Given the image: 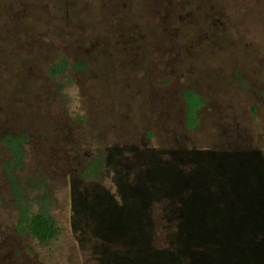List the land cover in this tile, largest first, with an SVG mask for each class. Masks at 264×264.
<instances>
[{
    "label": "rangeland",
    "instance_id": "374dc122",
    "mask_svg": "<svg viewBox=\"0 0 264 264\" xmlns=\"http://www.w3.org/2000/svg\"><path fill=\"white\" fill-rule=\"evenodd\" d=\"M62 58L82 59L88 68L70 67L69 78H54L49 68ZM73 84L81 108L70 114L76 98L61 89ZM184 89L205 99L193 129L187 127ZM21 133L29 141L20 175L26 186L47 182L63 227L52 244L37 242L19 226L22 212L4 169L11 156L3 137ZM112 149L125 184L160 173L149 185L151 208L138 211L145 222L154 220L144 225L151 251L173 247L181 253L172 241L184 230L169 204L181 198L174 187L183 197L198 190L212 197L218 181L226 182L222 199L232 213L239 212V196L264 198V0H0V264L131 259L133 244L114 232L106 239L109 233L98 229L90 209L76 211L73 202L75 192L92 201L117 191L106 162L99 179L82 176L92 159L107 160ZM222 163L229 176L220 171L213 178ZM258 179L263 191L254 189ZM74 217L81 219L76 230ZM243 228L262 244L264 233ZM217 241L229 256L240 253L231 264H241L246 237ZM186 246L182 264H211L205 243Z\"/></svg>",
    "mask_w": 264,
    "mask_h": 264
},
{
    "label": "trees",
    "instance_id": "16d2710c",
    "mask_svg": "<svg viewBox=\"0 0 264 264\" xmlns=\"http://www.w3.org/2000/svg\"><path fill=\"white\" fill-rule=\"evenodd\" d=\"M70 67L77 71L86 70L88 63L82 59L70 61L62 58L50 66L49 73L54 78H58L61 75L69 78ZM182 98L186 106L187 127L193 129L199 122L198 110L204 105L205 99L202 95L191 89H184L182 91ZM3 140L11 156L5 161L4 169L11 191L16 197L22 212L19 223V226L22 227L21 232L27 233L29 231L31 236L41 244H52L59 240L63 234V227L53 213L52 204L46 195L48 193L46 188L48 184L44 180H38L34 184L26 186V182L20 175V171L24 167L25 144L29 141V136L27 133L17 135L7 134L3 137ZM113 154L112 149L107 153V160H104L100 156L92 159L83 170L82 176L85 178L91 177L94 180L99 179L103 165L106 162L108 163V168L114 171L113 178L117 191L110 194L108 198L97 197L95 195L92 201H88L85 197L79 196L75 192L73 202L76 211L79 207L90 209L91 215H93L97 224L95 225L99 227L98 229H102L104 233H109L106 239L110 238L114 232L116 237H122L124 240L126 238L128 243L133 244L129 254V258L131 259L127 257L129 260L125 261L126 264H166L168 261L170 264H182L183 261H180V256L184 253L182 248L186 246V242L198 246L205 243L209 247L208 249L211 248L207 253L210 257L206 253L204 255V257L212 260L211 264H231L234 257L240 253L229 256L228 253L230 252L227 251L228 249H224L225 245L215 244L217 240V242H225L226 238L230 236L236 239L246 237L247 242L249 241L247 248L242 251L245 254L242 255L238 262L241 264H262L264 262L262 260L264 259V246H261L264 245V241L262 244L260 242L256 244L257 241L255 242L251 238L250 232L249 234L245 233L243 228L249 226L256 231L257 235L264 233V198L262 196L260 198L256 197V199L252 196L249 197V195L239 196L237 197V202L240 205L238 208L239 212H235L236 214L232 213L231 208H229L232 204L227 200L224 202L222 199V195L229 192L225 187L227 183L221 181H218L220 190L217 193L215 192L212 197L203 196L199 190L197 192L185 191L183 197L181 187H174L173 194L177 193L181 198L169 204L175 206L176 212L173 211L172 213L177 216L178 222L176 224L184 227V230L182 229L179 233L176 232V237L172 241L179 242L181 246L179 252L181 253H176L173 247H170L164 253L151 251L148 244L152 241V235L148 238V241H145V238L149 236V232L144 229V225H154V220L149 217L145 222L138 214V211L140 208L146 210L151 208L149 199L153 190L150 188L152 186L149 185L152 183L151 181H155L154 177L160 173L152 170L150 177L139 176L140 179L137 185L130 186L129 184H125L126 179L122 175H119V169L115 165L114 160L111 159ZM226 168V164L222 163L221 168L214 171L211 176L213 178L216 177L220 171H222L221 176L228 175L229 171ZM202 175L203 172L197 178ZM229 180L232 181L231 179ZM259 180L258 186H255L254 189L263 191L264 188L262 189V185H259ZM226 181L229 182L228 179ZM235 182L239 181L235 180L232 184L234 185ZM178 183L180 184L181 182L177 180L176 184ZM160 189V186H158L157 190ZM38 190H44V195H38ZM33 192L36 196L31 198L30 193ZM163 194V197H165L168 191ZM144 196L146 200L144 199L143 201L142 199V203H145L142 206L138 202V199L144 198ZM169 204L165 207L169 208ZM162 205V209H164V204ZM78 218L74 217L72 221L74 230L81 226L79 221L81 219ZM210 228L214 230L211 229L209 231ZM135 240H138V242L136 243ZM172 241L169 242V245L171 243L170 246L175 244ZM214 245H217V248L214 249ZM218 248L221 250H218ZM255 253L257 254L256 260L252 259ZM200 260L203 261V257L201 258L200 256Z\"/></svg>",
    "mask_w": 264,
    "mask_h": 264
},
{
    "label": "clouds",
    "instance_id": "9594fccd",
    "mask_svg": "<svg viewBox=\"0 0 264 264\" xmlns=\"http://www.w3.org/2000/svg\"><path fill=\"white\" fill-rule=\"evenodd\" d=\"M62 93L67 92L70 96L75 97L76 98V103L74 104V107L70 110V114L71 111H75L78 108H81V105L79 103V86L73 84V86L70 89H61ZM86 113V110H81L80 111V115H84Z\"/></svg>",
    "mask_w": 264,
    "mask_h": 264
}]
</instances>
